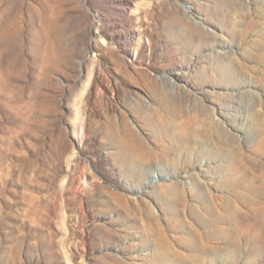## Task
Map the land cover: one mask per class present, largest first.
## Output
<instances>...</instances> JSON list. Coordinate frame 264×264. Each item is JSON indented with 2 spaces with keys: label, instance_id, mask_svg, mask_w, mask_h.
Masks as SVG:
<instances>
[{
  "label": "rangeland",
  "instance_id": "obj_1",
  "mask_svg": "<svg viewBox=\"0 0 264 264\" xmlns=\"http://www.w3.org/2000/svg\"><path fill=\"white\" fill-rule=\"evenodd\" d=\"M0 264H264V0H0Z\"/></svg>",
  "mask_w": 264,
  "mask_h": 264
},
{
  "label": "bare ground",
  "instance_id": "obj_2",
  "mask_svg": "<svg viewBox=\"0 0 264 264\" xmlns=\"http://www.w3.org/2000/svg\"><path fill=\"white\" fill-rule=\"evenodd\" d=\"M129 135H128L129 136V143L131 144V147H129V148L131 149L132 153L135 154V153L142 152L144 150L143 149L144 145L142 144V142L136 140L134 134L129 133ZM108 153L112 154L113 152L108 150Z\"/></svg>",
  "mask_w": 264,
  "mask_h": 264
}]
</instances>
